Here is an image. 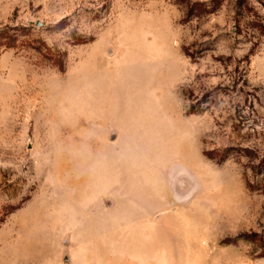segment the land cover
Masks as SVG:
<instances>
[{
    "label": "rangeland",
    "instance_id": "obj_1",
    "mask_svg": "<svg viewBox=\"0 0 264 264\" xmlns=\"http://www.w3.org/2000/svg\"><path fill=\"white\" fill-rule=\"evenodd\" d=\"M264 0H0V264H264Z\"/></svg>",
    "mask_w": 264,
    "mask_h": 264
},
{
    "label": "trees",
    "instance_id": "obj_2",
    "mask_svg": "<svg viewBox=\"0 0 264 264\" xmlns=\"http://www.w3.org/2000/svg\"><path fill=\"white\" fill-rule=\"evenodd\" d=\"M252 30L257 32H263L264 34V19L259 16L251 17V21L247 23Z\"/></svg>",
    "mask_w": 264,
    "mask_h": 264
}]
</instances>
